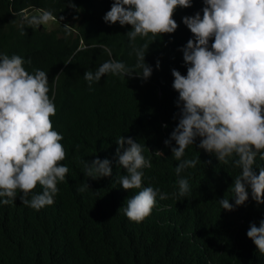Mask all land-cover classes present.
I'll use <instances>...</instances> for the list:
<instances>
[{"label": "trees", "instance_id": "obj_1", "mask_svg": "<svg viewBox=\"0 0 264 264\" xmlns=\"http://www.w3.org/2000/svg\"><path fill=\"white\" fill-rule=\"evenodd\" d=\"M71 2L75 9L69 7ZM114 2L0 0V54L31 59L30 65H23L30 74L36 69L47 73L48 95L51 98L55 91L57 109L51 117L53 130L63 136L60 142L66 151L59 164L69 168L65 181L57 184L59 193L52 206L39 211L24 206L19 189L12 204H0V264H264V254L247 236L251 223L259 227L264 220V204L258 205L250 190L246 204L234 211L219 203L224 198L235 203L231 186L241 173L234 165L235 154L228 164L219 162L214 153L199 147L197 138L184 159L199 162L181 173L189 181L190 194L171 196L179 191L175 170L180 163L164 143L178 124L174 117L179 93L172 87V69L187 75L179 49L194 34L183 17L197 12L202 16L204 0L176 9L174 33L159 34L155 40L151 33L137 37L136 47L150 45L145 61L153 74L148 80L108 74L90 90L86 71L95 72L110 59L129 68L137 63L127 36L132 25H109L103 19ZM41 9L52 12L58 27L33 29L25 24L26 34L21 35V14L31 17L32 11ZM213 42L210 39V45ZM122 135L144 145L142 154L151 159L152 167L143 169L142 188L152 186L169 194L166 200L157 197V206L140 223L123 211L127 199L141 189L125 190L119 183L126 170L116 163L115 140ZM172 147H178L175 141ZM157 150L163 156H156ZM96 158L112 161L111 177L93 180L85 175V161ZM254 167L257 175L264 168L259 155ZM85 182L90 188L78 192ZM41 191L37 184L33 192Z\"/></svg>", "mask_w": 264, "mask_h": 264}, {"label": "clouds", "instance_id": "obj_2", "mask_svg": "<svg viewBox=\"0 0 264 264\" xmlns=\"http://www.w3.org/2000/svg\"><path fill=\"white\" fill-rule=\"evenodd\" d=\"M193 0H115L111 10L103 17L105 23L121 26L132 25L127 33L137 57L134 68L122 61L110 59L98 69L86 71L84 79L89 89L108 74L125 77L138 76L148 80L153 68L145 57L149 43L136 47L137 37L155 40L159 34L174 33L177 22L173 19L177 8H189ZM203 15L183 17V23L194 34L181 49L187 75L172 69V87L179 93L178 124L170 138L165 140L176 167L179 191L171 196L187 197L190 186L181 173L195 168L197 159H184L185 150L200 138L199 147L214 153L219 162L229 163L235 154L234 165L241 173L234 178L230 203L219 200L224 210L234 211L251 198L264 204V168L257 175L254 167L257 155L264 159V0H204ZM69 7L76 8L74 3ZM39 15L23 16L19 23L21 35L24 25L35 29L54 20L51 11L41 9ZM67 27V25H65ZM214 42L210 45V39ZM111 55V53H109ZM31 64L19 55L0 54V204H12L17 190L23 195L24 206L37 211L52 206L59 193L58 182H64L69 168L59 164L66 158L61 144L63 136L53 130L51 117L56 115L55 91L49 97V80L46 72L36 69L30 74L23 65ZM67 64V63H65ZM160 68V61L156 63ZM167 127V125H163ZM175 141L178 147H172ZM117 165L126 170L119 177L125 190L141 189L127 199L124 214L131 221L140 223L151 215L160 200L169 198L159 188H142L143 169L151 168V159L142 154L144 145L131 137L120 136L115 140ZM156 156H163L157 150ZM208 163H211L210 161ZM85 175L93 180L113 175L112 161L96 158L85 161ZM37 184L39 193L33 192ZM88 182L77 187L84 193ZM31 198L29 199V194ZM247 236L264 254V220L251 223Z\"/></svg>", "mask_w": 264, "mask_h": 264}, {"label": "rangeland", "instance_id": "obj_3", "mask_svg": "<svg viewBox=\"0 0 264 264\" xmlns=\"http://www.w3.org/2000/svg\"><path fill=\"white\" fill-rule=\"evenodd\" d=\"M33 14H40V12L38 10L32 11L30 16ZM58 25H59V22L54 19V20L50 21L48 24H46V27L48 30H53V29H56L58 27Z\"/></svg>", "mask_w": 264, "mask_h": 264}, {"label": "water", "instance_id": "obj_4", "mask_svg": "<svg viewBox=\"0 0 264 264\" xmlns=\"http://www.w3.org/2000/svg\"><path fill=\"white\" fill-rule=\"evenodd\" d=\"M43 25L40 26V28H42Z\"/></svg>", "mask_w": 264, "mask_h": 264}]
</instances>
